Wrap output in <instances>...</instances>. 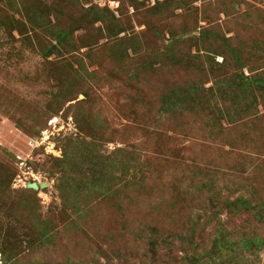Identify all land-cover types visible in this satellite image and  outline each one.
Here are the masks:
<instances>
[{"label": "rangeland", "instance_id": "rangeland-1", "mask_svg": "<svg viewBox=\"0 0 264 264\" xmlns=\"http://www.w3.org/2000/svg\"><path fill=\"white\" fill-rule=\"evenodd\" d=\"M0 264H264V0H0Z\"/></svg>", "mask_w": 264, "mask_h": 264}, {"label": "trees", "instance_id": "trees-1", "mask_svg": "<svg viewBox=\"0 0 264 264\" xmlns=\"http://www.w3.org/2000/svg\"><path fill=\"white\" fill-rule=\"evenodd\" d=\"M89 15H92V13L91 14H89ZM41 18V17H40ZM41 20L43 21V23L45 22L44 21V19L43 18H41ZM39 26H45V25H40V24H38ZM46 27V26H45ZM9 29V28H8ZM200 34L204 37V39L205 40H207V42L209 43V44H211V45H214V47L215 46H220V47H226V48H229L230 49V51L232 52V57L234 56L235 58L233 59V58H230L229 56H227V55H224V59H223V61L220 63V65H222V66H225V67H227L228 66V68H229V66L232 64V62L236 59L237 60V62H239V60H241V58H240V53L238 52V51H236L235 50V47L234 46H232L230 43H229V41H228V38L225 36V35H222L221 34V32H219V31H215V30H213V31H208V30H205V29H203L201 32H200ZM65 36V34H63V33H61V34H59V35H57V36H55V34L53 35V37L57 40V42L58 43H63L64 42V40H63V37ZM236 74V71H234V75L231 73L230 75H229V77L227 78V80L229 81V83H231V84H228L227 85V88L229 89V90H237V91H239L240 90V85H242V83L243 82H245L246 80H248V77L247 76H244L242 73H241V76H238L237 74ZM225 92H228L227 90H224ZM183 96H185V95H183ZM183 98V97H182ZM183 100H189V99H187V96H185L184 97V99ZM184 102H186V101H184ZM166 103L168 104L169 103V100H166ZM172 104V103H171ZM174 104H177V102H174ZM170 107V106H169ZM182 107L183 108H185V109H189L190 107L189 106H187V105H185L184 104V106L182 105ZM209 107H211V104L209 105ZM232 107H235V108H238L239 106L236 104V102L234 101V102H230L229 103V105L226 107V109H227V111L229 112V109L230 108H232ZM241 107V106H240ZM242 108H247V107H242ZM242 110V109H241ZM240 110V111H241ZM243 111V110H242ZM101 154L100 153H98L97 152V155H96V159H98L97 161L101 164V165H105L104 163H103V161H102V159H101ZM100 164H97V170H102V167H101V165ZM125 169H126V173H125V175L128 173V165H126V164H121ZM106 167V166H105ZM125 175H124V177H125ZM98 182H100L98 185H97V187L99 186L100 187V189H101V191L99 192V193H101L102 194V197H104V198H107L108 196H112V194L114 193V192H116L117 193V191H118V188H116L115 186H117V182L115 183V185H114V187H112V188H110V189H108V187L106 188L105 187V181H103V180H98ZM125 183H127L126 182V180H125ZM206 184V186H208L207 185V183H205ZM204 187V186H203ZM209 187H210V185H209ZM205 188V187H204ZM111 192H110V191ZM208 191H209V188H206V190H205V192L208 194ZM110 192V193H109ZM115 197V196H114ZM207 200H211V198H209V199H207ZM2 252L3 253H5V250H3L2 249ZM5 254H7V252L5 253ZM6 262V261H5Z\"/></svg>", "mask_w": 264, "mask_h": 264}, {"label": "water", "instance_id": "water-1", "mask_svg": "<svg viewBox=\"0 0 264 264\" xmlns=\"http://www.w3.org/2000/svg\"><path fill=\"white\" fill-rule=\"evenodd\" d=\"M41 186H44V184H42ZM29 187L34 188V189H39L40 185L37 183H32V184H29Z\"/></svg>", "mask_w": 264, "mask_h": 264}]
</instances>
